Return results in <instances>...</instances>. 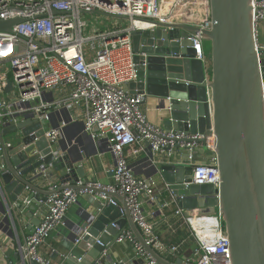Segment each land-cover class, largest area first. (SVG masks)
<instances>
[{
	"label": "water",
	"instance_id": "1",
	"mask_svg": "<svg viewBox=\"0 0 264 264\" xmlns=\"http://www.w3.org/2000/svg\"><path fill=\"white\" fill-rule=\"evenodd\" d=\"M206 2L209 29L158 23L155 30L132 31L139 78L126 89L157 99L164 129L201 136L195 157L207 155L206 160L217 162L216 188L192 184L195 163L186 157L154 164L149 160L184 215H219L232 264H264V47L257 48L254 39L252 0ZM19 21L1 20L0 31H11ZM198 31L209 44L206 63L194 58L191 35ZM35 104L21 105L28 111L16 114L17 124L0 126V231L15 240L23 212L32 217L45 207L47 211L48 198L62 190L85 191L77 204L85 200L87 205L67 231L60 264H144L138 257L135 262L115 255L120 246L127 248L118 242L127 226L159 264H185L186 257L172 262L147 244L125 195L91 186L97 182L86 176L85 156L75 155L63 130L54 134L45 113L33 110ZM47 167L57 172L62 184L55 190L40 185ZM15 258V264H40L24 260L20 250Z\"/></svg>",
	"mask_w": 264,
	"mask_h": 264
},
{
	"label": "built area",
	"instance_id": "2",
	"mask_svg": "<svg viewBox=\"0 0 264 264\" xmlns=\"http://www.w3.org/2000/svg\"><path fill=\"white\" fill-rule=\"evenodd\" d=\"M252 6L254 39L257 48H263L264 0H252ZM180 7L188 14L178 13ZM199 10L203 19L196 13ZM99 15L105 19H122L126 25L107 20V24L104 21L100 24L103 32L96 28L89 31L88 26ZM198 16L202 21H197ZM16 19L20 21L11 31H0V126L17 124L16 114L28 111L21 108L22 104L36 103L33 110L43 111L47 121L55 112L83 104L85 130L91 133L97 128L98 136L107 139L114 157L111 169L114 183L91 186L125 195L133 222L147 244L156 247L160 239L144 212L142 195L147 194L151 202L157 198L147 181L136 176L128 152L137 155L147 147L146 143L154 154L166 153L172 157L175 152H185L186 159L195 163L192 184L196 185L211 184L217 188L219 171L215 159L196 161L195 153L202 147L197 142L201 136L168 132L149 123L140 108L144 97L126 89L139 78L131 33L155 30L158 23H183L209 29L207 2L203 5L202 0H167L164 5V0H0V21ZM96 40L101 46L90 55L86 47ZM191 41L194 58L206 63L201 31L191 35ZM9 83L17 91L12 104L3 98ZM59 88H70L69 96L47 101L45 95ZM60 130L61 127L54 134ZM46 172L47 168L42 170V174ZM83 194L85 191L65 189L48 198V210L40 224L19 248L24 260L49 264L39 248L52 231L64 224L67 211L77 205ZM101 197L108 200L104 195ZM110 202L117 205L114 200ZM177 214L189 225L197 242L185 264H232L229 240L219 215L186 217L182 210ZM118 242L133 243L144 264H159L144 251L130 230L124 231Z\"/></svg>",
	"mask_w": 264,
	"mask_h": 264
},
{
	"label": "crops",
	"instance_id": "3",
	"mask_svg": "<svg viewBox=\"0 0 264 264\" xmlns=\"http://www.w3.org/2000/svg\"><path fill=\"white\" fill-rule=\"evenodd\" d=\"M202 4L205 5L206 0H202ZM201 15L203 19L204 15ZM202 19L200 18L199 20L202 21ZM262 41H264V34H262ZM205 51L206 54L209 51L206 43ZM70 92V88H59L47 93L45 98L50 102L58 101L67 98ZM129 92L133 93L135 91L129 89ZM16 97L17 91L11 84H8V87L3 91L4 100L12 104L15 102ZM140 108L149 123L164 128L162 122L163 113L159 109L157 99L151 97L144 98ZM85 110L83 104L73 108L62 109L51 115L49 123L55 129L61 127V130L65 133V140L75 149V155L85 156L82 164L87 178L90 180L91 178H95L97 183L104 186L111 185L114 183L111 172L114 166V157L110 151L107 139L98 136L99 131L97 128H94L91 133L85 130L83 125L86 118ZM128 156L136 176L147 181L148 186L154 191L157 198L155 202H151L147 194L142 195L144 212L149 221L154 225V232L160 239V243L155 248L163 257L168 258L172 262L183 259V257L189 258L197 246V242L191 236L189 225L184 222L181 215L177 214L181 209L169 193L168 186L161 176L154 175L152 172L153 166L149 163L150 161L154 164L157 161L170 160L169 154L157 153L154 154V159H151L148 147H144V150L139 152V154L132 155L131 152H128ZM206 156L199 154L196 156V161H203ZM173 157L179 161L185 157V152H175ZM40 185L48 190L62 186L57 172L52 167H47V172L45 175L43 174ZM115 201L117 205H120L118 200ZM80 202L82 206L79 204L72 206L66 213L64 224L52 231L46 242L39 248L40 255L49 264L61 263V256L65 251L62 243L65 240L67 231L81 211V207L87 205L85 200H80ZM25 206L28 208L30 205L25 203ZM45 212L46 207L37 211L32 217L27 215L29 214L28 210L23 212L19 219L18 233H16L15 240H11L0 231V264H15L17 262L15 255L19 250L18 243L21 242L23 244L26 237L33 233L35 229L33 225H38V219L41 220ZM126 230H130L128 226ZM182 235H185L184 239H182ZM125 243L127 248L120 246L115 255L120 258L129 257L131 260L137 262L140 257L134 252L135 247L130 242ZM173 247L177 249L173 250ZM6 258H8L9 262H6Z\"/></svg>",
	"mask_w": 264,
	"mask_h": 264
},
{
	"label": "rangeland",
	"instance_id": "4",
	"mask_svg": "<svg viewBox=\"0 0 264 264\" xmlns=\"http://www.w3.org/2000/svg\"><path fill=\"white\" fill-rule=\"evenodd\" d=\"M99 19L97 21H93L92 20V23L88 26V30L89 31H92V29H98V30H101L103 29V27H101V22L104 21L106 22L107 24V20L111 23H118L122 26L126 25V21L122 20V19H112V18H107L105 19V17L99 15ZM207 44V49L209 50V44ZM101 46V43L99 42V40H96V41H93L92 43H89L86 47V50L87 52L90 54V55H93L95 50H97L99 47Z\"/></svg>",
	"mask_w": 264,
	"mask_h": 264
},
{
	"label": "bare ground",
	"instance_id": "5",
	"mask_svg": "<svg viewBox=\"0 0 264 264\" xmlns=\"http://www.w3.org/2000/svg\"><path fill=\"white\" fill-rule=\"evenodd\" d=\"M167 4V0H164V5H166ZM165 11V7L163 8V12ZM178 13H180L181 15H186V14H188V12H186V10H184V9H182L181 7L178 9ZM196 13H200L201 14V11L199 10V11H197ZM199 17V16H198ZM200 19V18H199ZM198 19V21H200Z\"/></svg>",
	"mask_w": 264,
	"mask_h": 264
},
{
	"label": "trees",
	"instance_id": "6",
	"mask_svg": "<svg viewBox=\"0 0 264 264\" xmlns=\"http://www.w3.org/2000/svg\"><path fill=\"white\" fill-rule=\"evenodd\" d=\"M202 13V12H201ZM104 29H101L100 32H103ZM185 235H182V239H184ZM196 248V247H195Z\"/></svg>",
	"mask_w": 264,
	"mask_h": 264
}]
</instances>
